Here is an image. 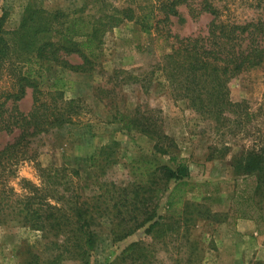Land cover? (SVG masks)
<instances>
[{
	"label": "trees",
	"instance_id": "obj_1",
	"mask_svg": "<svg viewBox=\"0 0 264 264\" xmlns=\"http://www.w3.org/2000/svg\"><path fill=\"white\" fill-rule=\"evenodd\" d=\"M91 1L93 7L86 0L71 12L27 7L15 30L3 28L5 13L0 11V133L13 135L0 147V224L24 226L43 240L42 250L28 252L23 264L61 260L90 264L99 239L117 242L140 228L143 239L128 243L105 264H146L150 248L164 246L186 224L196 219L219 221L226 215L188 200L186 195L194 187L187 180L188 165L154 111L138 107L115 109L107 121L152 142L149 154L124 162L126 180L105 177L120 163L118 142L110 140L87 156L86 176L75 167L46 165L37 167V183L18 181L20 192L8 185L17 164L36 157L44 137H52L53 144L66 126L88 113L80 99L63 97L49 75L51 69L95 72L94 53L102 36L124 22L134 23L143 33L155 32L169 51L145 70L115 71V77L120 74L122 83L137 85L143 92L156 82L172 100H181L210 119L219 136H239V149L229 166L235 175L250 178L249 200L256 197L254 203L264 202V120L255 119L259 107L252 109L245 98L234 99L229 87L247 68L264 64V15L222 18L210 0ZM180 6L191 17L203 13L210 17L204 35L171 33V18L179 16ZM72 56L77 61L71 62ZM2 81L6 85L1 87ZM27 90L31 104L23 112L18 102ZM220 148L222 153L227 149Z\"/></svg>",
	"mask_w": 264,
	"mask_h": 264
},
{
	"label": "rangeland",
	"instance_id": "obj_2",
	"mask_svg": "<svg viewBox=\"0 0 264 264\" xmlns=\"http://www.w3.org/2000/svg\"><path fill=\"white\" fill-rule=\"evenodd\" d=\"M84 1L0 0V11L5 13L3 28L17 29L27 7L71 12ZM210 1L222 12V18L248 19L264 15V0ZM88 5L93 7L95 2L90 0ZM178 12V17L171 18V33L179 36L205 34L208 15L191 17L184 6L178 7ZM167 51L168 44L155 32L143 33L134 23L124 22L102 36L100 48L94 53L95 72L78 74L53 67L49 75L63 97L80 99L88 113L82 115L78 123L66 126L53 144L52 137H44L36 157L18 163L8 185L20 192L18 181L37 183V167L46 165L75 167L86 176L89 169L85 159L95 148L110 140L118 142L120 163L107 170L105 177L115 182L126 180L128 173L124 162L140 153L149 154L152 142L139 132L122 131L117 123L107 121L115 109H152L160 119L163 132L173 140L178 155L188 165L187 180L194 184L186 195L188 200L226 215L219 221L196 219L186 224L164 246L150 248L146 264H264V202L254 203L256 197L249 200L252 195L250 178L235 175L229 166L231 155L239 149V136H219L220 131L213 128L210 119L199 116L183 101L172 100L156 82L143 92L137 85L122 83L120 74L114 75L115 71L145 70ZM69 60L77 61L74 56ZM263 77L264 64L247 68L229 85L234 99L245 98L251 102L252 109L260 108L261 113L255 116L257 121L264 120ZM3 85L6 83L2 81L1 87ZM30 104L27 90L18 107L26 112ZM12 136L1 132L0 147ZM222 145L227 147L223 153L220 152ZM164 200L163 197L159 202L157 212L160 214L164 213ZM142 239V228L117 242L99 239L89 258L90 264L113 261L125 245ZM42 248L43 240L37 232L11 222L0 224V264H23L28 252H40ZM58 264L79 263L61 260Z\"/></svg>",
	"mask_w": 264,
	"mask_h": 264
}]
</instances>
